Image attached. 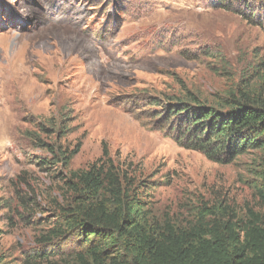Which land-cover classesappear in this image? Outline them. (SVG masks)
I'll use <instances>...</instances> for the list:
<instances>
[{"label":"rangeland","instance_id":"obj_1","mask_svg":"<svg viewBox=\"0 0 264 264\" xmlns=\"http://www.w3.org/2000/svg\"><path fill=\"white\" fill-rule=\"evenodd\" d=\"M234 3L223 0V4ZM220 0H0V264H74L75 235L43 244L72 193L71 173L109 160L151 219L187 228L205 208L264 216L262 153L230 164L177 145L150 98L215 103L264 76V29ZM80 148L68 167L50 154Z\"/></svg>","mask_w":264,"mask_h":264},{"label":"trees","instance_id":"obj_2","mask_svg":"<svg viewBox=\"0 0 264 264\" xmlns=\"http://www.w3.org/2000/svg\"><path fill=\"white\" fill-rule=\"evenodd\" d=\"M222 1L217 6L264 29V0ZM148 105L152 121L167 137L210 161L230 164L251 152L262 153L254 173L264 203V76L257 86L245 85L212 104L188 93L152 97ZM45 149L58 156L50 145ZM79 152L76 148L59 153L58 163L68 167ZM67 185L72 202L41 242L75 235L83 252L75 254L74 264H264L260 214L250 211L241 219L205 208L187 228L159 223L111 160L71 173ZM61 250V243H56L24 264H42Z\"/></svg>","mask_w":264,"mask_h":264}]
</instances>
